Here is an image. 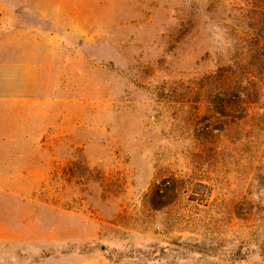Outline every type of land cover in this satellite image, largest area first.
Instances as JSON below:
<instances>
[{"label": "rangeland", "instance_id": "obj_1", "mask_svg": "<svg viewBox=\"0 0 264 264\" xmlns=\"http://www.w3.org/2000/svg\"><path fill=\"white\" fill-rule=\"evenodd\" d=\"M42 2L73 82L51 177L0 185V264H264L251 0Z\"/></svg>", "mask_w": 264, "mask_h": 264}, {"label": "crops", "instance_id": "obj_2", "mask_svg": "<svg viewBox=\"0 0 264 264\" xmlns=\"http://www.w3.org/2000/svg\"><path fill=\"white\" fill-rule=\"evenodd\" d=\"M42 8V0H0V185L43 184L52 174L58 84H72L73 68L68 78L56 22Z\"/></svg>", "mask_w": 264, "mask_h": 264}, {"label": "trees", "instance_id": "obj_3", "mask_svg": "<svg viewBox=\"0 0 264 264\" xmlns=\"http://www.w3.org/2000/svg\"><path fill=\"white\" fill-rule=\"evenodd\" d=\"M251 7L239 6L233 8L235 16L233 17L237 22H244L248 17L254 16V19L257 18L258 21L264 22V0H251ZM252 9L253 14H250L249 11Z\"/></svg>", "mask_w": 264, "mask_h": 264}]
</instances>
